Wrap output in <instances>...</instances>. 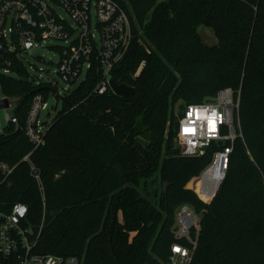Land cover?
<instances>
[{"label":"trees","instance_id":"trees-1","mask_svg":"<svg viewBox=\"0 0 264 264\" xmlns=\"http://www.w3.org/2000/svg\"><path fill=\"white\" fill-rule=\"evenodd\" d=\"M116 1L132 38L109 75L133 95L97 94L101 73L93 65L52 121L42 123L44 144L34 150L25 119L32 96L47 99L51 87L35 85L22 60L5 55L11 74H0V91L13 101L17 123L0 128V159L17 166L0 186V209L23 203L25 224L42 225L34 254L74 256L80 264H167L175 213L186 204L202 212L193 264H264V0ZM200 26L212 30L216 44L201 40ZM226 87L240 89L243 139L234 142L225 178L205 203L186 184L218 145L183 156L175 130L184 105ZM176 98L182 104L175 115ZM30 151L44 206L20 162ZM204 176L188 187L209 201L215 188L208 192Z\"/></svg>","mask_w":264,"mask_h":264},{"label":"built area","instance_id":"built-area-1","mask_svg":"<svg viewBox=\"0 0 264 264\" xmlns=\"http://www.w3.org/2000/svg\"><path fill=\"white\" fill-rule=\"evenodd\" d=\"M58 10L64 12L73 25ZM131 38L130 19L116 0H0V74H11L9 62L5 60L7 53H15L21 59V52L45 40H55L63 43L56 45L60 79L70 85L80 83L95 65L101 73L95 92L103 94L110 89V70L126 52ZM52 46L47 48L52 50ZM30 78L34 80L31 75ZM45 102L42 94H34L25 119L24 133L33 150L44 144L46 127L39 122V115L46 107ZM8 103L13 104V101L8 99ZM10 104L4 111L12 109L14 105ZM239 105L240 89L226 87L203 102L184 105L178 117L175 132L181 155L198 157L208 147L218 145L211 163L201 175L205 174L202 183L208 187V192L215 188L212 197L225 178L234 142L243 139ZM6 115V121L17 123L12 114ZM32 151L20 162L27 164L44 206L41 171L30 160ZM16 166L0 159V186L8 183ZM27 214L28 207L20 202L6 210L0 209V264H80L74 256L34 254L32 250L42 225L37 230L27 226ZM201 218L202 212H196L189 205L177 209L173 229L175 243L170 247L167 264H193Z\"/></svg>","mask_w":264,"mask_h":264},{"label":"rangeland","instance_id":"rangeland-1","mask_svg":"<svg viewBox=\"0 0 264 264\" xmlns=\"http://www.w3.org/2000/svg\"><path fill=\"white\" fill-rule=\"evenodd\" d=\"M58 12L64 19L68 21L69 24L73 25V23L65 15L64 12H62L61 10H58ZM91 18H92V30L93 32H95L94 31L95 29L93 26L94 19H93L92 13H91ZM197 31H198V34L201 40L206 45L216 44L217 39L209 27L200 26L198 27ZM52 45H63V43L55 41V40H45L40 45L28 50L27 52H21V57H20L28 73L34 78L35 85H38L40 82L50 84L51 89H50V93L48 94V97L45 102L46 107L40 112V115H39V122L40 123L46 122L47 124H49L52 121L54 116L61 109L62 104H63L62 99L64 95L68 93L69 91H71L72 89H74L79 84V82H77L75 84L70 85L60 79L58 75V64H59V59H60L59 55L56 51H52L51 49L47 48L48 46H52ZM212 96L213 95L205 96L203 100H207L211 98ZM3 98L4 96L2 95L0 91V100ZM181 104H182V99L176 98V102L173 105V113L175 115L177 111L180 110ZM10 105H13V104H10ZM6 113L8 115L11 114L9 110L6 112L3 109H0V127H3L6 124V119H7ZM47 124H43V126L46 127ZM176 146H179L177 142H176ZM210 163H211V160L206 165V167H208ZM206 167L201 171V173L198 176L191 178L187 182V184H189L193 179L201 178V175L205 172ZM189 189L192 191L194 190L191 188ZM197 197L202 202L210 203L214 196L211 197L209 201H204L199 196Z\"/></svg>","mask_w":264,"mask_h":264},{"label":"water","instance_id":"water-1","mask_svg":"<svg viewBox=\"0 0 264 264\" xmlns=\"http://www.w3.org/2000/svg\"><path fill=\"white\" fill-rule=\"evenodd\" d=\"M109 88L114 95L121 98H128L133 95L135 89L126 84H118L114 79L110 78L108 81ZM9 108L8 99L0 100V109L6 110ZM189 189L188 184L186 186Z\"/></svg>","mask_w":264,"mask_h":264}]
</instances>
